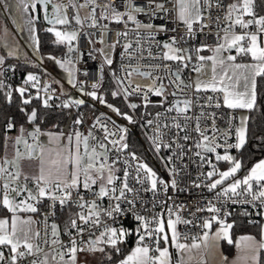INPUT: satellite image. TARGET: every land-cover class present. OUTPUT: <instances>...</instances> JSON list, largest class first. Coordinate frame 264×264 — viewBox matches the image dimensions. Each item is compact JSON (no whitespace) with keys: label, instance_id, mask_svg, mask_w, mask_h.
I'll return each mask as SVG.
<instances>
[{"label":"snow or ice","instance_id":"snow-or-ice-1","mask_svg":"<svg viewBox=\"0 0 264 264\" xmlns=\"http://www.w3.org/2000/svg\"><path fill=\"white\" fill-rule=\"evenodd\" d=\"M0 3L11 7L7 0ZM121 4L123 10H120ZM21 6L28 14L27 28L37 47L38 6L42 7L43 18L49 25L45 30L52 33L56 44L66 46L70 56L78 53L79 38L84 33L88 44L93 46L92 51L102 57L91 90L87 81L77 79L76 64L84 53L80 52L76 60L69 56L56 63L68 73L80 94L104 105L129 124H136L133 114L108 103L99 91L105 66L111 69L116 48H122L121 74L112 70L118 88L111 95L122 96L132 110L139 107L162 110L141 126L152 129V135L147 138L170 179L158 176L129 150L127 128L111 117L101 113L87 134L78 127L71 133L45 131L39 109L34 107L28 111L23 106L35 99L44 109L53 107L50 102L58 97L51 84L42 83L33 73H28L22 85L14 89L0 81V91H4L9 103L12 93H18L20 111L31 126L21 124L17 128L9 119L3 130L0 211L6 215L0 216V264H81L82 253L102 254L109 264H114L113 254L121 255L122 246L133 235L135 246L115 264H207L205 256L219 247V241L234 243L230 236L233 224L227 222L231 215L226 211L228 203L251 205L257 209L256 215L264 217V159L241 176L243 161L232 154V149L239 152L249 139V118L239 117L237 123L234 113L238 109L251 111L257 107V82L258 78L264 79V15L257 11L264 6V0L259 4L258 0L229 3L225 0H145L143 4H137L136 0H120L119 4L117 0H17L18 12ZM69 8L73 10L71 15ZM161 14L164 19H174L177 27L184 28V33L157 41L159 33L177 31V28L152 23ZM139 15L148 17L149 22L139 20ZM113 24L122 25L123 30H113L110 27ZM85 27L98 30L99 36L84 32ZM113 31L114 39L107 44L108 51L94 47L97 43L104 45L107 35ZM198 33L212 35L214 45L202 42L195 48L182 46ZM130 34L134 40L129 39ZM8 35L5 28L4 46L9 49L8 56H14L16 49L7 43ZM143 40L155 42L157 53L153 54L150 46L145 48ZM125 58L127 63L123 62ZM143 59L159 63L142 65L139 61ZM4 64L5 57L0 56V66ZM185 70L195 73L196 78L185 79ZM83 74L88 75L86 71ZM30 88L36 89L35 96ZM132 96L139 97L141 104L128 102ZM152 97L159 99L153 101ZM84 104L82 99H68L55 107L71 109ZM220 109L230 110L224 128L217 124L225 115ZM84 119L80 114L73 123L83 125ZM13 130L14 136L10 135ZM165 150L169 155L160 156ZM186 158L198 168L208 169L199 173L192 186L206 188L214 194L206 203L196 205L195 212L190 213L191 219L181 215L187 206L175 204L174 198L167 195L170 189L186 190L179 187L177 180L187 168ZM24 161L35 162L34 171L26 172ZM221 163L227 168L221 170ZM142 191L153 194L152 208L159 207V212L145 216L136 211ZM161 193L166 198L157 201L155 198ZM45 201L48 211L42 212ZM57 206L67 212L63 227L55 219L50 221V217L56 216ZM197 212L209 215L198 217ZM129 213L136 221L134 232L120 223ZM38 214L42 219L35 218ZM250 223L260 224V238L240 236L235 247L242 255L237 259H243L245 264H264V223ZM181 225H191L200 231L190 236L180 231ZM182 236L185 242H181ZM170 249L179 255L175 262ZM221 259L229 264L227 257Z\"/></svg>","mask_w":264,"mask_h":264},{"label":"built area","instance_id":"built-area-1","mask_svg":"<svg viewBox=\"0 0 264 264\" xmlns=\"http://www.w3.org/2000/svg\"><path fill=\"white\" fill-rule=\"evenodd\" d=\"M225 2L227 3V0H225ZM117 3L119 4L120 0H117ZM136 3L137 4H143V3H145V0H136ZM166 7L171 8L172 6L170 4H166ZM50 10H51V8H49V11ZM120 10H123L122 4L120 5ZM72 11L73 10L71 8H69V14L70 15L72 14ZM84 14H85V12L82 10L81 15H84ZM262 15H264V9H263ZM138 19L145 22V23L149 22L148 17H146L144 15H139ZM152 23H154L157 26L165 25L168 29L177 28L176 32L169 31L167 33H159L156 36V40L160 41V42L166 41L170 36H178L179 37L185 31L182 26L177 27L176 23L174 22V19H164L162 17V14H161V18L153 20ZM73 26L75 27V25H73ZM110 27L113 30H115V29L123 30L122 25L113 24V25H110ZM129 27H131V25ZM46 28H47V26H44L42 28V30L46 31L45 30ZM84 32H91V33H94L96 37L99 36V31L96 29H89V28L85 27ZM113 39H114V31L109 32V34L107 35V37L105 39V44L107 45ZM129 39L134 40V35L130 34ZM202 42L212 44V45H214V43H215L212 35L206 36L205 34L198 33L195 36V38L187 39V42L185 44H183L182 46L195 48V47L199 46ZM142 44L144 45L145 48L150 46L152 48L153 54L157 53L158 49L156 47L155 42H149L147 40H143ZM94 47L98 49L99 43L95 44ZM92 48H93V46L88 44L87 37L82 32L80 35V38H79V42H78V49H79L78 53H73L70 56V54L67 52V48H66L63 50V52L61 54L62 59H64V60L66 58H69V56L71 59L76 60L77 56L79 55L80 52L84 53V55L82 57H80L78 63L76 64V67L79 69V72L77 73V79L80 81H87L88 82V89H91V83L94 80H96L98 69L102 64V57L99 55L98 52L92 51ZM90 51L92 52L91 55L88 54ZM121 52H122V48L118 46L116 48V51H115L114 57H113L114 58V70L116 71L117 75L121 74V72H120V67H121V63H122ZM144 55L146 57L147 52H145ZM123 62L127 63L128 61L125 58V60ZM133 63L135 64L136 62L133 61ZM139 63L142 65H144V64H156V63H159V61L151 60V59H143V60H140ZM144 70H149V69H144ZM85 71L88 73L87 76H85L83 74ZM104 75H106L109 78V80L113 83L115 89H117L118 85L115 83V81L113 79L112 71L107 66H105V68H104ZM183 76L185 77V79H189V78L193 79V73H191L189 70H185L183 73ZM137 79H139V78H137ZM23 80L24 79L22 77H20L18 75L14 76L11 72H9L6 69H3L0 71V81H3L5 85L11 86V88H13V89L21 86L23 83ZM29 91L33 96H35L36 89L30 88ZM73 95H79V96L81 95L85 101V104L80 106L79 108L73 107L71 109H67L72 114L73 118H75V117L77 118L80 114H83V116L85 118L83 125L76 126V125H74V123H72L74 128H76V127L82 128L83 127L84 133L87 134V131L89 130L90 126L93 124L95 118L99 117L101 115V113H103L107 117H111L112 120H115L117 124L125 126L127 129H135L137 131V133L142 137L143 141L146 143L148 149H150V151L152 153V157L150 158V161L148 162L146 160V158L144 156H142L140 153H137V152H135V153L145 163H147L151 168H153V170L157 172L158 176H160L161 178H163L165 180L170 179L163 162L161 161V159L158 158L157 154L154 152V150L152 148L150 140L147 138L148 136L152 135V129L151 128H145V127L141 126L145 120L151 119L152 116H154L157 111H162L161 109L156 108V107H149L147 109H145L143 107H139L136 110H132V109L127 107V102H125V100L121 96V99L124 102L127 111L130 114H133L134 118L138 121L136 124L125 123L124 119L117 116L116 114H110V113L106 112V109L105 108L102 109V106L96 107V106H93L92 104L90 106L88 104H86L88 102L89 97L80 94L77 91V89L73 87V84L68 85L66 87L65 91L56 90L55 96L58 97V99H53L50 102L53 105V107L48 108V109L64 110V109L55 107V105L60 104L61 101L72 99ZM158 99H159L158 97H152L153 101H156ZM169 99H171V97H169ZM128 102L136 103L138 105L141 104V100L137 96L129 97ZM218 111L225 114L223 119L217 121L218 126L221 128L227 127L226 121L229 118L228 114L230 113V110L220 109ZM148 113H151L152 115H148ZM234 115L237 117L236 111H235ZM129 150L132 151L131 149H129ZM235 150L236 149H232V154ZM132 152H134V151H132ZM167 155H169V152L166 150L162 151L160 153V156L166 157ZM212 159L214 161V156L212 157ZM185 163L187 164V168L180 172V175L177 177V180H178L179 187L182 189H186V190L185 191H172L170 189L167 195L172 196L174 198L175 204L186 205L187 207L185 208L184 211L181 212V215L187 219H191L192 217L190 216V213L195 212L196 205L199 203H206L207 200L212 199L214 194L208 192L206 188L197 189V188L192 186V182L196 180L199 173L201 171H207L208 170L207 167H205L204 169H200L197 167L196 164H193L187 158L185 160ZM177 166L178 167L180 166L179 162H177ZM165 198L166 197L164 196V194L161 193L155 199L158 201V200H163ZM153 199H154L153 194L151 192H143L142 191L140 193V198L137 202L136 211L141 212L145 216H151L153 211L159 212L161 210L159 207H157L155 209L152 208ZM47 203L48 202L45 201L44 205L41 206L42 212L48 211V208L46 207ZM168 203L171 204L172 201H169ZM234 209H239V210H242L244 212H247L249 222L250 221H258V217L256 215L257 209L252 208L251 205L232 204V203H228L226 205V211L227 212L231 213V211ZM61 211H63V210H61L59 208V206H57L56 216L54 218L50 217V221H51V219L56 220ZM221 214L223 215V213H221ZM208 215H209V213H207V212H197L196 213V216H198V217H205ZM35 218L40 220V219H42V216H40L38 214ZM120 223L125 228H127L129 231H131L132 229H134V231H135L136 221L133 219L131 213H129L128 215L121 218ZM38 227L42 228V225H38ZM180 231L186 232L188 235L191 236V235L197 234L200 231V229L196 228V227H192L191 225H189L187 227L184 225H181ZM85 235L87 236V234H85ZM64 239H67V238L64 237ZM181 242H185L183 236L181 237ZM170 251H172V253H173L174 262L177 261L179 259V255H178V253H176V250L170 249Z\"/></svg>","mask_w":264,"mask_h":264},{"label":"trees","instance_id":"trees-1","mask_svg":"<svg viewBox=\"0 0 264 264\" xmlns=\"http://www.w3.org/2000/svg\"><path fill=\"white\" fill-rule=\"evenodd\" d=\"M260 0H258V4ZM264 6L258 7L257 11L262 14ZM37 37L39 39V52L40 53H51V54H62L63 45H58L53 41L52 35L43 31L40 27L37 28ZM8 67L4 68L11 72L14 76L18 75L22 77L27 72H33L39 75V72L42 70V67L38 62H28V61H19L15 59H5V64ZM116 90L113 83L109 78L104 75L103 85L99 89L100 93L105 96V99L108 102L116 104L120 109H126L124 102L121 97L113 98L111 92ZM89 106L92 104L95 106V101L90 97L86 103ZM21 99L18 93H12V100L9 103L8 99L5 96L4 91H0V154L3 150V130L9 119H12L16 126L21 124L26 125V116L20 111L21 108ZM28 111H31L32 108H38L39 114L42 119L41 127L42 129H55L59 130L63 127V124L71 114L69 110H53V109H44L40 107V102L33 99L32 104L23 106ZM92 107V106H91ZM97 107V106H96ZM72 117V114H71ZM248 119V142L239 152L235 150L233 155L241 159L244 164V169L240 175L244 174L251 164L264 157V79L258 78L257 82V107L247 113ZM127 142L131 149L134 152L140 153L146 158L149 162L152 157L150 149H148L146 143L143 141L142 137L137 133L135 129H127ZM67 213L66 211H61L58 217ZM244 211L239 209H234L231 211V215L228 216L233 220V227L231 229L232 236H235L238 233L245 232L250 230V228L257 226L256 223H250L248 221V215H244ZM259 221V219H258ZM134 232V229L131 230ZM135 243V236H129L126 244L122 246L123 253ZM122 253V254H123ZM121 254V255H122ZM121 255L113 254V262L116 261ZM264 257V254H262ZM96 264H109V262L102 256Z\"/></svg>","mask_w":264,"mask_h":264},{"label":"crops","instance_id":"crops-1","mask_svg":"<svg viewBox=\"0 0 264 264\" xmlns=\"http://www.w3.org/2000/svg\"><path fill=\"white\" fill-rule=\"evenodd\" d=\"M17 0H7V4L10 5L11 7H5L4 3H0V56H4L5 59H15L19 61H28V62H38L40 66L42 67V70L38 74H35L33 72H27L25 73L22 78H25V75L28 73H33L37 75L39 78L41 76H46V79L49 80L52 88L58 91H65L64 90V85L67 87L68 85L72 84L70 82V78L68 74H66V71L56 63V60H61L62 59L61 54L55 55L51 53H40L39 49L36 45L33 44L32 41V35L29 33L27 24H26V17L27 13L23 12L22 6L21 10L18 12L15 8V3ZM231 2V0H227V3ZM39 10V20L36 22V33L37 35V28L40 27L41 29L44 26L49 27L48 24H45L43 19H42V13L41 9L38 6ZM7 28V30H10L11 32L14 33L15 37L12 35V38L16 39V42L21 43L19 45L15 46L16 49V55L14 56H8V48L4 46L3 38H4V29ZM51 34V33H50ZM52 35V34H51ZM53 38V36H52ZM18 39V40H17ZM8 41V39H7ZM53 41L55 39L53 38ZM9 42V41H8ZM22 46L23 51H21L20 47ZM66 49L63 45V50ZM207 54V53H205ZM235 54V53H233ZM43 57V59H42ZM49 57H54L55 59H50ZM7 65L0 66V71L3 70L4 68H7ZM210 75V72H209ZM196 78V74L193 73V80ZM202 78H208L207 76H204ZM65 87V88H66ZM79 95H73L72 99L74 97H78ZM40 102V101H39ZM248 110L245 109H238L236 110L237 114V119L240 114L247 116ZM45 131H61L55 130V129H43ZM46 139V138H44ZM3 155V150L0 156ZM264 159V157L257 159L254 161L253 164H255L257 161ZM225 165L224 163H221L219 166ZM251 166L249 168H251ZM23 167L26 172H31L34 171L35 169V162H30V161H24L23 162ZM248 168V169H249ZM243 175V174H242ZM241 175V176H242ZM6 215L5 212L0 211V216ZM230 216V215H229ZM259 222L264 223V217L258 216ZM67 219V213L63 214L62 216L58 217L56 219V222L61 224V227H63V222L64 220ZM227 222L233 224V220L229 217H227ZM257 226L250 228V230L241 232L236 234L235 236H232L231 230H230V236L233 240V244H228L226 240H221L219 241V247L217 249H213L212 253L210 255H206L205 259L207 261V264H224L223 260L221 259L222 257H227V261L229 264H245V261L243 259H237L238 256H241L242 254L239 252V250L235 247V241L240 237V236H245V235H252L255 236L257 239L260 238L259 236V227L260 224L256 223ZM216 225L213 227V231L216 230ZM135 246V243L130 246L122 255L127 254L133 247ZM122 255L116 259L115 262H118L120 258H122ZM102 254H96V255H91L87 253H82L80 255V262L81 264H96L99 260H101ZM114 262V264H115Z\"/></svg>","mask_w":264,"mask_h":264},{"label":"rangeland","instance_id":"rangeland-1","mask_svg":"<svg viewBox=\"0 0 264 264\" xmlns=\"http://www.w3.org/2000/svg\"><path fill=\"white\" fill-rule=\"evenodd\" d=\"M8 33H9V35H8V41H7V43L10 45V46H13V47H15L16 45H19V44H21V43H17L16 42V39H14V38H12V35L15 37V35H14V33L13 32H11L10 30H8ZM52 34V33H51ZM53 36V35H52ZM53 38L55 39V37L53 36ZM18 40V39H17ZM20 47V46H19ZM64 47H66V46H64ZM101 47H104L105 48V50L106 51H108V48H107V45L106 44H104V45H101V44H99V47H98V49L99 48H101ZM20 49H21V51H23V48H22V46L20 47ZM42 59H43V57H42ZM108 67V66H107ZM111 71L112 70H114V63H113V65L111 66V69H110ZM66 74H68L67 72H66ZM27 76V74L25 75V77ZM41 81H42V83H46V84H50V82H49V80H47L46 79V76H41ZM66 86L64 85V90L66 89L65 88ZM88 90H91V89H88ZM74 99H82V100H84V98L80 95V96H78V97H74ZM108 102V101H107ZM108 103H110V104H113L115 107H117V108H119L116 104H114V103H111V102H108ZM95 106H102V109L103 108H105L106 109V112H108V113H110V114H115V113H113V112H111L110 111V109H108L107 107H105L104 105H101V104H99L98 102H96L95 101ZM120 109V108H119ZM122 112H128L127 111V109H124V110H122V109H120ZM129 113V112H128ZM244 115H242V114H240L239 116H238V118L239 117H243ZM76 119V117L75 118H73V117H71V114L69 115V117L67 118V120L65 121V123L63 124V127H62V130H64V131H67V132H69V133H71L72 131H73V129H74V126L72 125V123H73V121ZM125 121V123H128L126 120H124ZM237 123H238V119H237ZM25 127H31L30 125H28V124H26V125H24ZM17 128H19V126H17ZM61 130V129H60ZM79 130L80 131H82V132H84V129H83V127L82 128H79ZM16 134V131L15 130H13V132L12 133H10V135H15ZM220 168H221V170H224V169H226L227 168V165L225 164V165H223V166H219Z\"/></svg>","mask_w":264,"mask_h":264},{"label":"water","instance_id":"water-1","mask_svg":"<svg viewBox=\"0 0 264 264\" xmlns=\"http://www.w3.org/2000/svg\"><path fill=\"white\" fill-rule=\"evenodd\" d=\"M39 7H40V6H39ZM49 8H51V6H49ZM40 9H41V13H42V19H43L44 23L47 24V22H46V21L44 20V18H43L44 13H43L42 7H40ZM26 122H27V120H26Z\"/></svg>","mask_w":264,"mask_h":264}]
</instances>
